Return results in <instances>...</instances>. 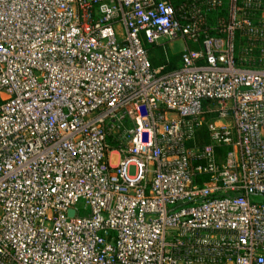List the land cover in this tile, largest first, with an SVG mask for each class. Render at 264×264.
Returning a JSON list of instances; mask_svg holds the SVG:
<instances>
[{
	"label": "built area",
	"instance_id": "2783aa9c",
	"mask_svg": "<svg viewBox=\"0 0 264 264\" xmlns=\"http://www.w3.org/2000/svg\"><path fill=\"white\" fill-rule=\"evenodd\" d=\"M0 264H264V0H0Z\"/></svg>",
	"mask_w": 264,
	"mask_h": 264
},
{
	"label": "trees",
	"instance_id": "16d2710c",
	"mask_svg": "<svg viewBox=\"0 0 264 264\" xmlns=\"http://www.w3.org/2000/svg\"><path fill=\"white\" fill-rule=\"evenodd\" d=\"M180 2V0H174L175 5H177ZM147 51L149 52L151 62L154 67L158 66H165V71H171L176 69L179 66V62L181 59V53L175 54V55H167L168 51L165 47L162 45H145ZM158 53L157 57H152L153 53ZM211 117L208 116V120H210ZM197 140L199 143L205 144L208 143V133L203 127L201 130L197 133Z\"/></svg>",
	"mask_w": 264,
	"mask_h": 264
},
{
	"label": "rangeland",
	"instance_id": "374dc122",
	"mask_svg": "<svg viewBox=\"0 0 264 264\" xmlns=\"http://www.w3.org/2000/svg\"><path fill=\"white\" fill-rule=\"evenodd\" d=\"M160 44L166 48V50L168 51L167 55H175V54H179L183 51L185 45L180 42V41H176L174 43H170L167 40H162L160 42ZM157 52L152 54V57H157ZM84 207L83 203L78 204L77 209L81 210Z\"/></svg>",
	"mask_w": 264,
	"mask_h": 264
},
{
	"label": "water",
	"instance_id": "95a60500",
	"mask_svg": "<svg viewBox=\"0 0 264 264\" xmlns=\"http://www.w3.org/2000/svg\"><path fill=\"white\" fill-rule=\"evenodd\" d=\"M74 214H75V211H74V210H71V211H70V216H72V217H73V216H74Z\"/></svg>",
	"mask_w": 264,
	"mask_h": 264
},
{
	"label": "crops",
	"instance_id": "0c3cea01",
	"mask_svg": "<svg viewBox=\"0 0 264 264\" xmlns=\"http://www.w3.org/2000/svg\"><path fill=\"white\" fill-rule=\"evenodd\" d=\"M179 65H180V62H179ZM179 67V66H178Z\"/></svg>",
	"mask_w": 264,
	"mask_h": 264
}]
</instances>
